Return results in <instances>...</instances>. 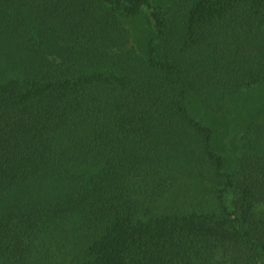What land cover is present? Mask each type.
I'll return each instance as SVG.
<instances>
[{
  "label": "trees",
  "instance_id": "trees-1",
  "mask_svg": "<svg viewBox=\"0 0 264 264\" xmlns=\"http://www.w3.org/2000/svg\"><path fill=\"white\" fill-rule=\"evenodd\" d=\"M259 88L264 0H0V264H264Z\"/></svg>",
  "mask_w": 264,
  "mask_h": 264
},
{
  "label": "rangeland",
  "instance_id": "rangeland-1",
  "mask_svg": "<svg viewBox=\"0 0 264 264\" xmlns=\"http://www.w3.org/2000/svg\"><path fill=\"white\" fill-rule=\"evenodd\" d=\"M166 2L167 0H160ZM142 16V15H141ZM140 15L134 19L125 21L126 26L131 30L133 35V41L136 45H140L142 36L147 34L150 28V22ZM243 102L238 105L237 97H231L228 103L229 117L218 116L219 121H214V126H221L223 134L217 141V146L223 148L230 154L231 158H234L239 146L238 143L244 134V130L248 122L253 118H259L261 110L264 108V90L261 88L256 90L245 91L242 93ZM190 104V108L194 111H198L204 118H209L210 112H205L202 109L201 103L197 97L189 95L187 97ZM203 110V111H202ZM238 146V147H237Z\"/></svg>",
  "mask_w": 264,
  "mask_h": 264
}]
</instances>
